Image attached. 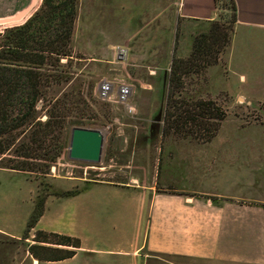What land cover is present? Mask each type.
<instances>
[{
	"label": "rangeland",
	"instance_id": "1",
	"mask_svg": "<svg viewBox=\"0 0 264 264\" xmlns=\"http://www.w3.org/2000/svg\"><path fill=\"white\" fill-rule=\"evenodd\" d=\"M176 8L173 0H77L70 44L73 75L68 82L49 89L47 98L74 96L83 99L87 109L82 118L75 113L66 117L63 136L59 135V144L64 142V149L47 174L10 170L5 167L8 157L1 158L0 216L9 219L11 233L33 242L36 232L29 229L25 219L28 215L30 219L35 206L44 200L46 206L48 201L52 213L59 206L60 197L69 201L67 198L71 196L65 195L86 184L150 181L153 165L183 142L186 144L177 150V158H235L257 163L254 194L264 197L263 85L243 86L233 76L226 80L222 68L211 74L206 71L186 77L180 96L186 100H214L226 111V119L212 143L203 148L189 144L199 143L192 139L162 137L172 57H181L192 35L193 40L209 26L181 24ZM228 10L225 8L223 12L228 14ZM24 22L1 20L0 31ZM66 62L61 60L63 64ZM102 80L132 88L129 99L132 114L120 104L97 99L96 87ZM238 92L250 93L258 101L244 100ZM46 118L42 113L41 120ZM73 122L106 134L99 165L69 159ZM6 241L0 237V249L10 246L11 242Z\"/></svg>",
	"mask_w": 264,
	"mask_h": 264
},
{
	"label": "crops",
	"instance_id": "2",
	"mask_svg": "<svg viewBox=\"0 0 264 264\" xmlns=\"http://www.w3.org/2000/svg\"><path fill=\"white\" fill-rule=\"evenodd\" d=\"M233 1L237 21L229 47L207 71L222 68L226 80L233 76L243 86H264V0ZM173 4L181 24L219 19L214 0ZM40 5L41 0H0V21L26 22ZM192 37L179 58L189 56ZM238 95L258 101L247 92ZM183 144L153 165L150 181L86 184L69 201L60 197L52 213L47 201L32 230L79 239L70 259L35 260L27 249L32 239L11 233L9 219L0 216V237L11 242L0 249V264H264V197L254 194L257 163L177 158Z\"/></svg>",
	"mask_w": 264,
	"mask_h": 264
},
{
	"label": "trees",
	"instance_id": "3",
	"mask_svg": "<svg viewBox=\"0 0 264 264\" xmlns=\"http://www.w3.org/2000/svg\"><path fill=\"white\" fill-rule=\"evenodd\" d=\"M219 19L205 32L194 36L188 57H172L168 91L162 118L163 138L175 135L209 143L217 136L226 111L214 100H186L180 96L184 80L201 75L219 63L229 46L237 21L233 0H214ZM229 8V13L223 11ZM77 14V0H42L35 13L22 25L0 31V160L19 172L47 174L64 149L59 144L65 119L71 114L84 117L87 107L81 98L65 95L47 98L49 89L68 82L71 71L70 44ZM67 60L65 64L61 60ZM42 113L47 115L41 120ZM73 122V127H81ZM59 130L60 133H59ZM79 190L68 192L73 196ZM39 202L28 221L33 229L44 212ZM54 246V247H52ZM80 240L52 232L36 231L29 254L39 262L72 258Z\"/></svg>",
	"mask_w": 264,
	"mask_h": 264
},
{
	"label": "water",
	"instance_id": "4",
	"mask_svg": "<svg viewBox=\"0 0 264 264\" xmlns=\"http://www.w3.org/2000/svg\"><path fill=\"white\" fill-rule=\"evenodd\" d=\"M105 140L106 134L101 130L73 127L69 135L68 157L71 161L99 165Z\"/></svg>",
	"mask_w": 264,
	"mask_h": 264
},
{
	"label": "built area",
	"instance_id": "5",
	"mask_svg": "<svg viewBox=\"0 0 264 264\" xmlns=\"http://www.w3.org/2000/svg\"><path fill=\"white\" fill-rule=\"evenodd\" d=\"M131 94L132 88L130 86L126 84L115 85L113 82L108 80L100 81L95 91L97 99L120 104L130 114L134 112L133 107L129 105Z\"/></svg>",
	"mask_w": 264,
	"mask_h": 264
}]
</instances>
